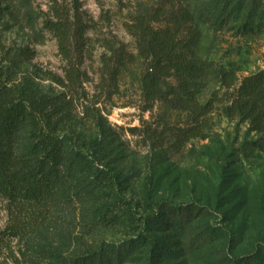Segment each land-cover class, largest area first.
I'll return each instance as SVG.
<instances>
[{"label":"rangeland","instance_id":"1","mask_svg":"<svg viewBox=\"0 0 264 264\" xmlns=\"http://www.w3.org/2000/svg\"><path fill=\"white\" fill-rule=\"evenodd\" d=\"M19 1L0 0V77L7 85L9 76L15 80L31 76L45 92L67 102V120L59 136L66 138L69 152L79 151L89 158L93 172L84 176L87 185L98 184L94 179L97 173L110 180L108 186L104 182L95 188L85 206L78 205L58 216L54 225L71 236L64 255L79 256L103 243L118 247L136 243L142 234L152 237L141 221L158 214L157 208L163 205L172 207L173 212L189 209L190 222L183 234H158L168 237V248L174 252L164 254L154 264H234L237 259L264 251V153L254 145L258 137L248 131L247 124L224 117L216 104L207 139H194L181 148L176 132L187 127V114L162 102L149 105L145 101L141 80L149 62L141 57L129 26L135 17L154 14L161 3L80 0L82 19L89 30L82 49L73 46L71 60L66 61L57 39L49 32H43L45 38L41 40L25 24L11 21L7 9ZM221 1H187L193 23L186 27L183 39L190 38L191 31L200 39L196 58L206 67L198 81L202 104L222 99L225 90L217 75L220 68L235 63L240 79L264 69V28L255 27L251 34H241L239 28L244 22L234 17L225 24L221 20L212 24L208 9ZM239 1L233 0L229 9ZM29 2L36 13H48L53 5V0ZM242 2L252 4V0ZM58 4L73 8V0H58ZM257 9L260 14L264 0ZM172 17L179 21L181 11ZM169 18L154 27L166 28ZM14 60L19 61L18 70L13 68ZM72 70L80 71L77 89L67 81V72ZM58 80L66 86L57 84ZM92 114L105 119V140ZM96 139L102 140L104 152L92 157L93 152L82 145ZM120 201L129 202L138 218L133 229L91 228L92 214L105 204L117 209L120 206H114ZM9 222L7 203L0 198V233ZM202 237L208 242L201 243ZM23 248L17 239H6L0 247V264L22 260ZM148 256V251L140 250L123 264H149Z\"/></svg>","mask_w":264,"mask_h":264},{"label":"trees","instance_id":"2","mask_svg":"<svg viewBox=\"0 0 264 264\" xmlns=\"http://www.w3.org/2000/svg\"><path fill=\"white\" fill-rule=\"evenodd\" d=\"M157 1L161 6L154 14L135 17L129 26L141 57L149 62L141 80L147 104L162 102L187 114V127L176 132L181 148L194 139H207L212 126L211 116L218 104L224 117L248 125V131L258 137L255 147L264 153V70L240 79V69L235 63L220 68L217 75L225 93L222 99L202 104L198 81L206 67L196 58L200 39L192 31L190 38L183 39L188 31L186 27L193 23L191 5L188 0ZM242 1L232 10L229 8L233 0L215 2L208 9L210 15L207 17H212V24L219 20L225 24L232 17L242 20L244 24L239 29L246 35L255 27L264 28V9L257 13L261 0H252L251 5H243ZM184 4L189 6L184 7ZM7 10L11 21L19 26L25 24V28L41 40L45 38L43 32L53 35L66 61L71 60L73 46L82 49L89 26L82 19L80 0H73V8H61L58 0H53L48 13H36L29 0L13 3ZM178 10L182 17L179 21L172 20ZM244 12L247 14L243 16ZM167 16L171 19L166 28L154 27ZM12 62L14 70H18L19 61ZM67 81L77 89L80 71L67 72ZM56 83L66 86L61 80ZM67 107V102L45 92L31 76L18 80L9 76L7 85L0 77V198L7 203L10 218L5 231L0 233V247L6 239L9 242L17 239L24 244L20 253L23 259L16 260L15 264H123L140 250L148 251L149 264H154L164 254H173V249L168 248V237H158V234L185 233L191 212L187 208L173 212L172 207L163 205L157 208L158 214L141 221L152 237L142 234L136 243L119 247L103 243L98 249L79 256L64 255L71 236L54 225L58 216L78 205L85 206L95 188L104 182L108 186L110 181L107 176L97 173L94 179L98 184L91 187L85 183L84 176L88 171L93 172V168H89V158L79 151L69 152L66 138L59 136L66 124ZM91 116L105 140L108 134L105 119L101 115ZM82 146L93 152L92 157L104 152L100 139L83 142ZM114 207L117 209L105 204L94 216L92 214L91 228L99 231L130 226L133 229L138 218L129 202L120 201ZM51 232H54L52 237ZM199 241L207 243L208 239L202 237ZM234 264H264V251L237 259Z\"/></svg>","mask_w":264,"mask_h":264},{"label":"built area","instance_id":"3","mask_svg":"<svg viewBox=\"0 0 264 264\" xmlns=\"http://www.w3.org/2000/svg\"><path fill=\"white\" fill-rule=\"evenodd\" d=\"M264 70V69H263Z\"/></svg>","mask_w":264,"mask_h":264}]
</instances>
